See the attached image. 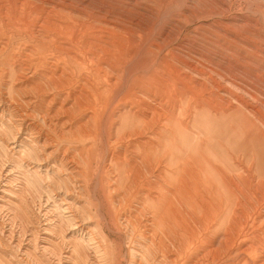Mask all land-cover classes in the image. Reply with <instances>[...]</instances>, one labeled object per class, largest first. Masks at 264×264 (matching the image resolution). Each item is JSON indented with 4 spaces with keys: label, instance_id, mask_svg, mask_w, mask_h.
<instances>
[{
    "label": "rangeland",
    "instance_id": "374dc122",
    "mask_svg": "<svg viewBox=\"0 0 264 264\" xmlns=\"http://www.w3.org/2000/svg\"><path fill=\"white\" fill-rule=\"evenodd\" d=\"M83 36L86 43L80 42ZM70 56L87 68L102 67L113 79L118 74L144 76L142 97L151 93L145 92V85L157 90L149 99L156 125L152 132L114 143V128L129 108L120 105L96 142L91 136L69 134L78 122L88 120L90 110L67 125L68 134L59 138V127L53 131L58 120L51 113L67 95L65 85L58 91L14 93L16 104L22 103L14 104V114L26 113V118L18 133L10 125L18 116L9 122L6 114L0 115V264H100L92 251L86 256L69 249L71 233L59 221L61 213H73L83 222V232L102 221L88 210L90 219L82 217L89 200L104 201L99 173L94 178L90 173L94 165H105L102 212L108 218L114 219L108 210L111 199L132 200L120 208L121 215L142 209L136 232L130 225L125 228L122 219L121 229L104 226L110 264H264V0H0V92L5 98L12 93L10 87L17 88L24 79L25 84L45 87L49 71L69 69L71 61L67 67L65 60ZM26 66L29 69L23 70ZM76 85L75 93L81 81ZM170 119L176 122L173 127L182 120L187 124V140L173 138ZM46 133L59 142V151L42 145ZM148 136L156 138L157 149L161 142L165 147L158 152L153 173L142 178L138 192L129 193L116 182L117 173L107 170V159L113 153L139 155ZM181 147L187 153L205 149L207 176H217L213 166L220 167L233 177L234 195L230 199V193L220 192L221 186L217 189L207 179L214 192L207 189L211 208L205 213L191 203L182 205L181 213L172 212L174 205L169 204V214L162 218L169 223L168 248L155 259L143 260L142 254H150L145 249L151 234L161 235L164 226L159 217L143 212L144 206L151 200L158 209L161 202L180 198L173 194L169 157ZM64 150L75 157L78 169L86 170L85 176L92 175L87 190L69 181L70 171L60 163ZM233 221L235 228L226 234ZM183 222L187 227L176 226ZM225 237L231 238L227 246L232 250L217 251L226 247L221 243Z\"/></svg>",
    "mask_w": 264,
    "mask_h": 264
},
{
    "label": "bare ground",
    "instance_id": "6f19581e",
    "mask_svg": "<svg viewBox=\"0 0 264 264\" xmlns=\"http://www.w3.org/2000/svg\"><path fill=\"white\" fill-rule=\"evenodd\" d=\"M80 42L81 43L85 42L84 36H83L82 41ZM79 60H77L74 56H70L69 58H66L65 60L66 66L71 61L69 69L63 68L62 70H60V73H56L54 69H53L54 71H49L48 73L50 75L46 76L47 84L45 87L41 85H36V84H33V85L25 84L26 80L24 79L22 80L21 84L17 88L10 87L12 90V93L8 97L5 98L2 95V91H1L0 92V115L1 117L3 118L6 114L10 122L11 118L18 116V117H15L13 122L11 121L12 124L10 123L9 124L13 126L14 129L18 131L19 133L20 131L24 130V127H25L24 121L26 118V115H25L26 113L14 114V109H17L15 105L22 104L20 102H17L18 104H16L14 93L25 95L26 93L27 94L30 93L29 91H31L32 89L34 90V92H37V93L47 91V90L58 91L61 88H63V86L65 85V87L68 89V93L66 96H64L61 99L59 106L56 109H54L51 113L52 114L51 116L54 117V119L58 120V122L54 123L55 127L53 131H56L57 130L56 127H59V133L55 137L63 138V136L68 134L67 131L64 130V128H66L67 125H71V123L75 120L76 117L80 115L83 116L86 111L90 110L92 114L88 117V120L84 123L78 122L73 130H70L71 128L69 129V134L71 136L77 135L78 138L79 137H86V138L89 137L90 138L91 136V137H94L95 142H96L97 137L99 138L98 134H101L103 130L106 131L105 126L108 123V120L111 119V114L114 112V109L120 105L129 106V108L121 114L120 121L118 125L116 126V128H114V134H113L114 143H117V142L123 143V142H126L132 139L133 137H137L138 135L146 134L147 132H152L154 130V127L156 125V120H157V113L155 109L151 106L152 101L149 99H152L151 95H155L157 90L152 89L150 85H145L144 86L146 88L145 92H151V93L148 94L147 96L142 97L141 95L142 90L140 87H141L142 82H145L144 76L129 75V76L124 77L123 74H118L117 76H114V79H113L112 75L107 70L103 69L102 67L96 66V68L94 67L87 68L84 65V61H79ZM72 62H74V64ZM54 66H56V64H54ZM80 66L83 67V70H84L83 72H81V69L79 68ZM25 69L28 70L29 67L27 66L23 67V70ZM2 72L4 71L2 70ZM1 76H2V73H0V78ZM15 80H17V78ZM80 81L82 85L80 86V89L78 90V92L75 93L74 88L77 86L76 84ZM6 93H7V90H6ZM69 98H70V103L68 104L70 105L67 106L65 105V101L67 102V99ZM53 100L54 98H51V101H49V103H51ZM143 100H144L145 106L141 108L140 104L143 102ZM11 105H13L14 107H12ZM1 117L0 119H2ZM61 117H66V119L63 120V118L61 119ZM168 120H169V117H168ZM113 122L114 121H112L111 124ZM172 122L170 119L169 125L172 126L171 133L173 135V138L176 141L180 139H182V141L187 140V137L185 136L186 131H183L185 130L187 124L182 120L180 122L181 125H177V126L174 125L173 127V125L171 124ZM92 123H93V127L91 128L89 126ZM173 123H176V122H173ZM11 126H8V127L10 128ZM33 129H36V126L33 127ZM9 131H11V129H9ZM39 132L40 131L38 130L37 133ZM15 138H17L16 135H14V139ZM155 139L156 138L154 136H148V140L143 143V146H145L144 151L143 152L141 151L139 155L135 154L133 158H127L125 153H123V155L111 153L112 155H110L109 158L107 159L108 161V163H106L107 168H108L107 170L113 171L114 174L117 173L116 182L119 185L123 184V186H125V188L127 189L129 193L130 191H135V190L136 192H138V188L141 186L142 178H147L148 175H151L153 173L155 162L157 161V157L160 154L158 152L165 147V145H163L164 143L161 142L160 143L161 146L158 147L157 149L155 146L156 144ZM54 140L55 139L53 136H51L49 133H46L44 134L42 145L54 146L55 148L53 150L59 151L60 144L59 142L54 143ZM94 146H95L94 143L92 146H88V149L86 152L87 155L90 154L89 149L94 148ZM197 151L198 152H194V150H192L190 153H187L185 148L181 147L180 149L174 150L172 152L173 156L169 157V159L171 160L170 166L174 172L173 175H171L173 179L172 184L175 186V191L173 192V194L175 195L177 194L180 198H177L176 200L170 198L167 201L168 204L161 202L160 203L161 206H159L158 209H155V206H154L155 202H152L151 200H148L149 201L148 206H144L143 212H148L152 214L153 217L156 215L154 219L159 217V219L162 220L164 226L162 227L161 235L158 236L157 231H154L151 234L150 236L151 240H150L149 247L147 248V250L145 249V251H149L150 254H146V253L142 254L141 258L143 260L155 259L157 255L156 253L158 251L164 252L168 248L167 241H165L166 239L165 237L169 235V229H168L169 223H166L165 220H163L162 218H164L165 216L169 214V210H170L168 206L169 204L174 205V207L171 209L172 212L181 213L182 205L186 203H191V204L197 205L200 212L205 213L206 210L211 208V203L206 200L207 189L212 190L214 192L212 188L207 187V179L210 180V182L214 185L215 188L218 189L219 186H221V188L219 189L220 192L223 189L225 190L226 193H230L229 194L230 199L234 195V190L230 188V185L232 184V182H234L233 177L226 173L223 174L221 172L223 170H221L220 167H217V166H213L214 167L213 170H215V173L217 174V176L213 178H211L210 176H207V166L210 167V165L207 162V156L204 153L205 149L200 148ZM31 152L32 150L30 149L27 150V153L31 154ZM79 154L82 156V152H79ZM60 163L62 164V166L66 167V170L70 171V174L68 175L69 176L68 179L71 183L72 181H74V183L78 184V185H75L76 188L84 187V189L87 190L89 183H90L89 179L92 176L91 174H93L92 177L94 178L99 173L98 178H99V184H101V188L103 189L102 190L103 200L104 201L106 200L104 199V197L106 196L105 188L103 187L104 183H101V180H103L105 165H102L101 167H96V165L93 164L94 166L90 170L91 174L89 175L86 174L85 176L84 172H86V170L82 171L78 169L77 166H75L77 163L75 161V157L72 155H68L67 150H64L62 152ZM74 174L78 178L73 179L72 175ZM83 177L86 178L85 181ZM165 179L167 180L169 179L168 174H165ZM81 181H84L85 184L80 183ZM119 188L120 186H117V189L115 190H119ZM72 191L76 192V189L74 188L72 189ZM77 193L79 192L77 191ZM93 197H97L95 190H94ZM133 199L136 201L135 197ZM96 201L99 202L98 199ZM104 201L102 203L99 202L97 204L93 202V200H91V202L89 200L87 202V207L84 206L86 211L82 212V217L90 219L88 212H90V214L91 212H94L99 217H101V220L103 221V222L101 221L100 223L97 222L95 226H92L91 229L86 232H83L84 231L83 222L80 223L81 221L79 222L77 220L78 216L76 217L75 215H73V213L67 214L66 216L64 212L61 213L60 214L61 218H59L60 219L59 221H61L60 224L66 225L65 231L68 233H71V240L69 242L71 248L69 249H71L72 252H74L76 255H80V254L83 255L84 253L86 256H88L90 255V252L92 251L95 253L94 256L99 258L100 264H110L111 245L108 242L109 240L107 238V234L105 232L104 226L111 227V225L113 224L117 229H121L122 226L120 225L118 221L119 219H122L123 221L127 222L125 223V228H127V226L130 225L132 226L133 230L136 232L138 231V225L141 222L140 214H142V209L141 210L139 209L138 212L134 211V214L131 213L128 215L126 214L121 215L120 208L123 206L124 203L126 202L129 203L132 200H130L129 202L128 201L123 202V199L118 200V201L111 199L109 200V202H107L109 204L108 210L111 211V213L113 212L114 214V219L111 220L104 214V212H102ZM115 202L118 203V206H115L113 204ZM218 204L220 207L219 209H221L222 208L221 205L223 203L219 202ZM65 209L67 208H64V210ZM216 210H217V206H216ZM225 210H228V209L226 208ZM231 211H232V208H231ZM159 212L161 214V217L158 216ZM228 215H229V212H225V218H227ZM228 220L230 219L228 218ZM187 225L188 224H186L185 222H183L182 224H179V223L176 224V226L177 227L179 226V228L187 227ZM231 225H233L232 229L226 226V229H225V233L227 232L226 234L230 235L232 233L231 231L235 228V225H236L235 221H233ZM177 232L178 231L176 230V234H179ZM230 239L231 238L225 237L223 240H221V243H223L226 246L224 250L222 248H216V250L220 252L222 251L227 252L229 250L231 251L232 248L230 246H227L228 242L231 241ZM159 244L160 245L163 244L161 249H158ZM246 251L248 250L247 249L243 250V252H246ZM56 254L59 255L58 253Z\"/></svg>",
    "mask_w": 264,
    "mask_h": 264
}]
</instances>
